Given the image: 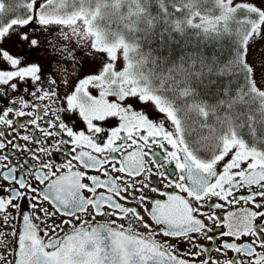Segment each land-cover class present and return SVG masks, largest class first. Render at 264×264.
Instances as JSON below:
<instances>
[{
  "label": "snow or ice",
  "instance_id": "1",
  "mask_svg": "<svg viewBox=\"0 0 264 264\" xmlns=\"http://www.w3.org/2000/svg\"><path fill=\"white\" fill-rule=\"evenodd\" d=\"M258 40L264 0H0V264H264Z\"/></svg>",
  "mask_w": 264,
  "mask_h": 264
},
{
  "label": "rangeland",
  "instance_id": "2",
  "mask_svg": "<svg viewBox=\"0 0 264 264\" xmlns=\"http://www.w3.org/2000/svg\"><path fill=\"white\" fill-rule=\"evenodd\" d=\"M249 59L253 62L254 65L257 66L260 61L264 60V40H258L253 45V49L250 53Z\"/></svg>",
  "mask_w": 264,
  "mask_h": 264
},
{
  "label": "flooded vegetation",
  "instance_id": "3",
  "mask_svg": "<svg viewBox=\"0 0 264 264\" xmlns=\"http://www.w3.org/2000/svg\"><path fill=\"white\" fill-rule=\"evenodd\" d=\"M21 119H24V118H21ZM7 131H8V129H5V132L7 133ZM21 143H23V141H21ZM17 155H20V154H17ZM21 159H23L22 157H21ZM13 163H17L16 161H12ZM25 163H26V161H25ZM173 167H174V165H173ZM155 179V178H154ZM161 187H162V185H161ZM151 194V193H150ZM213 202H215V200H213ZM47 206V205H46ZM241 205H238L237 207H240ZM231 210V209H230ZM103 219H111L110 217H105V218H103ZM199 243H201V244H204L205 246H209V243L210 242H208L207 240H203V239H201V240H199L198 241ZM217 246H219V241H217ZM184 247L185 248H187V245H184ZM212 255L213 256H216L217 255V253H215V252H213L212 253ZM232 255V253H229V256H231Z\"/></svg>",
  "mask_w": 264,
  "mask_h": 264
}]
</instances>
